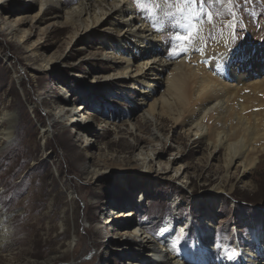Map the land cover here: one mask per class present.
I'll list each match as a JSON object with an SVG mask.
<instances>
[{"label":"rangeland","instance_id":"374dc122","mask_svg":"<svg viewBox=\"0 0 264 264\" xmlns=\"http://www.w3.org/2000/svg\"><path fill=\"white\" fill-rule=\"evenodd\" d=\"M57 1L68 9L84 0ZM130 2L140 19L161 31L166 58H177L171 49L176 35L191 31L184 27L191 5L185 0ZM235 2L239 4L235 38L232 29L225 27L233 22L227 5L209 8L215 27L204 14L192 22L197 34H204L207 46L228 36L233 38L230 46L234 49L245 42L246 52L240 59L247 56L248 60L240 73L259 70L264 75V0L247 5L244 0ZM40 8L36 0H18L0 8V111L18 115L13 141L0 153V213L17 214L10 225L12 244L0 252V264L141 262L144 255L128 239L112 238L109 224L120 211H133L132 225H145L154 237L174 215L181 225L176 232V253L188 264H199L200 250L211 260L207 249L215 259H225L221 264H239L238 248L254 245L264 233V155L249 171L242 166L233 169L225 182L224 152L212 158L207 142L186 136L170 118L159 120L162 139L170 140L154 144L149 140L150 129L141 123L140 116L148 108L137 104L139 93L131 81L109 85L104 78L111 72L102 63L97 27L90 26L86 32L83 24L66 25L55 10L46 8L43 20L33 22ZM195 10H200L199 0ZM7 24L18 29L17 37L7 36ZM196 43L189 51H194ZM257 83L263 108L254 109L261 112L264 80ZM153 89L160 94L164 88L155 85ZM59 100L69 105L67 113L80 107L85 114L72 122L54 121ZM136 124L142 125L135 129L132 125ZM77 125L91 128L92 134L81 140ZM45 126L51 127L46 136ZM142 149L154 154L150 169L138 159ZM174 159L173 167L183 166L184 174H167L159 168L158 161ZM221 181L225 192L216 200L211 189ZM209 222L214 226H208ZM11 252L12 260L7 256ZM229 252L235 255L229 258Z\"/></svg>","mask_w":264,"mask_h":264},{"label":"bare ground","instance_id":"6f19581e","mask_svg":"<svg viewBox=\"0 0 264 264\" xmlns=\"http://www.w3.org/2000/svg\"><path fill=\"white\" fill-rule=\"evenodd\" d=\"M17 1L0 0V8L4 4L10 5ZM36 1L41 8L33 16V22L38 23L43 20L42 10L46 8L55 10L56 17L64 19L66 25L75 27L78 23L83 24L86 32L90 26L97 27L96 33L98 36L101 33L99 40L103 44L100 51L102 63L106 66L108 73L111 72L104 78L109 85L122 84L126 80L131 81L132 88L139 93L136 97L137 104L148 108L140 117L141 123L150 129L151 142L156 145L167 144L170 140L169 138H165L167 142L163 140L159 129L160 118L168 117L177 126H181L186 136L207 142L212 148V158L218 151L224 152L226 173L223 180L225 182L230 179L233 169L242 166L249 171L257 165L260 157L264 155V111L255 112V109L262 107V104L257 98L259 91L254 84H258L260 79L264 80V75L259 70L240 73V67H243L245 63L247 65L248 60L247 56L243 59L244 62L240 59L242 58L240 54L246 52L245 42L234 49L230 46L233 38L228 36L207 46L204 34L198 32V37L203 39L198 38L194 51L169 59L165 55L161 31L157 29L158 27H152L151 23L149 24L145 19H140L130 0H84L68 9H65V5L57 0ZM21 20L19 19V22ZM114 25L116 27L112 28ZM7 26V36L17 37L18 29L10 24ZM200 48H203V51H200ZM239 59L242 61H238ZM250 60H254V57ZM36 61L33 65L37 64ZM165 75L166 77H163ZM253 78L255 79L251 80ZM150 80L152 82L149 83ZM155 85L163 86L164 89L160 91V94H158L159 91H154ZM258 97L262 96L258 95ZM68 106L64 100L57 102L54 121L68 119L72 122L76 117L85 114V109L82 110L80 107L76 109L77 111L72 110L67 113ZM17 121V114L5 109L0 111V153L13 141ZM141 125L132 126L139 129ZM75 127L78 131L77 136L81 140H86V137L92 134L91 128L78 125ZM50 131L51 127L48 126L46 129L45 126L44 136ZM153 158L152 151L142 149L138 153V159L146 169H150V164L154 162ZM176 162L177 160L174 159L157 163L159 168L163 167L167 174L171 172L176 175L184 174L183 166L173 167ZM224 181L211 189L216 200H220L225 192L222 187ZM142 200L143 197L140 198V201ZM210 208L213 209L211 213L214 214L216 211L214 202ZM16 215V213H0L1 253L12 244L10 225ZM127 218L133 219L126 220ZM135 218L133 211H120L109 224L115 235L112 238L118 236L128 239L130 246L144 255L143 261L130 260L127 264L189 263L181 260L176 253L178 247L176 232L177 227L181 225L174 215L167 218L157 237H154L152 231L145 225H132ZM123 224H127L128 227L124 228ZM208 224L210 227L214 226L212 222ZM182 229L184 228L182 227L181 231ZM254 245L238 248L241 255L239 264H264L262 251L264 233ZM254 248H258L259 252ZM207 250L211 254V260L204 251L200 250L202 254L197 256L198 259L200 258L199 264H211V262L215 264L214 253ZM128 252L131 253V249ZM195 253H197L196 250ZM7 256L11 259L12 252Z\"/></svg>","mask_w":264,"mask_h":264},{"label":"snow or ice","instance_id":"6c2138e0","mask_svg":"<svg viewBox=\"0 0 264 264\" xmlns=\"http://www.w3.org/2000/svg\"><path fill=\"white\" fill-rule=\"evenodd\" d=\"M251 0H244L245 5L250 3ZM185 3L191 5V8L189 9V15L186 17L188 20V23L184 25V27H190L191 31L188 32L187 35H176L175 40L176 43L173 44L171 49V55L177 56L183 53H187L190 49V47L195 46V42L198 38L203 39L202 37L197 36V26L192 21L195 17H198L201 14L206 15L207 21L209 24H213L215 27V22L213 19L214 13L209 10L214 5H227L226 7V13L230 15L233 18V22H227L225 23V27L232 29V35L235 38V29L236 24L234 23L235 17L237 15L236 9L239 7V4L235 2V0H208L207 6L205 5V0H199V12H197L196 4L197 0H185ZM215 15L219 16L220 13L217 12ZM215 39V37H213ZM200 51H203V48L199 49ZM229 258H231L234 253L229 252L228 253Z\"/></svg>","mask_w":264,"mask_h":264}]
</instances>
